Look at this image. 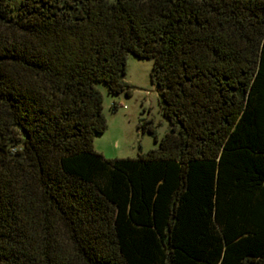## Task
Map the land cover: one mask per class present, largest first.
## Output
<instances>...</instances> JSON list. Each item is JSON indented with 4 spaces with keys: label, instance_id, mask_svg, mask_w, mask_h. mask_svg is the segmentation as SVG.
I'll use <instances>...</instances> for the list:
<instances>
[{
    "label": "trees",
    "instance_id": "trees-1",
    "mask_svg": "<svg viewBox=\"0 0 264 264\" xmlns=\"http://www.w3.org/2000/svg\"><path fill=\"white\" fill-rule=\"evenodd\" d=\"M127 56L170 128L108 160ZM0 264H264V0H0Z\"/></svg>",
    "mask_w": 264,
    "mask_h": 264
},
{
    "label": "rangeland",
    "instance_id": "rangeland-1",
    "mask_svg": "<svg viewBox=\"0 0 264 264\" xmlns=\"http://www.w3.org/2000/svg\"><path fill=\"white\" fill-rule=\"evenodd\" d=\"M151 65V59L127 56L121 82L127 87L128 95L123 92L112 95L103 84H93L102 96L106 130L93 137L92 147L104 159L136 158L145 154L157 147L170 128L161 114L158 90L150 76Z\"/></svg>",
    "mask_w": 264,
    "mask_h": 264
}]
</instances>
